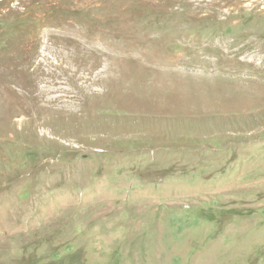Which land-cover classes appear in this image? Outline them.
<instances>
[{"label": "rangeland", "instance_id": "rangeland-1", "mask_svg": "<svg viewBox=\"0 0 264 264\" xmlns=\"http://www.w3.org/2000/svg\"><path fill=\"white\" fill-rule=\"evenodd\" d=\"M0 264H264V0H0Z\"/></svg>", "mask_w": 264, "mask_h": 264}]
</instances>
